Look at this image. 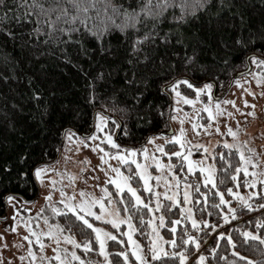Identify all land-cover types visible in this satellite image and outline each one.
Wrapping results in <instances>:
<instances>
[{"label":"trees","instance_id":"trees-1","mask_svg":"<svg viewBox=\"0 0 264 264\" xmlns=\"http://www.w3.org/2000/svg\"><path fill=\"white\" fill-rule=\"evenodd\" d=\"M116 3L135 7L138 0H115ZM220 0H214L211 9L212 13L218 11ZM243 5L242 14L245 17V24L248 27L258 26L264 22V0H236L230 3L224 0L222 16L230 18L232 12L237 11V5ZM231 10V11H230ZM178 12V9H176ZM171 12L165 14L159 25L161 32L172 28L176 29V22L171 21L168 17ZM236 23L239 24V17H236ZM209 16L207 13L198 14V18H191L187 23H181V29L184 35L189 38L188 41L199 39L200 45L195 48L194 60H188L187 57L193 56V47L185 48L183 43L164 44L161 41H155L145 46L146 52L139 55L147 54L149 61H140L139 64L129 65L128 59H136V54L131 47L133 33L129 30L127 33L118 28H113L104 35L105 46L111 45L116 51L115 56H107L97 51L92 56L91 61L86 57L77 54L75 45L68 46L67 54L73 63L61 59L58 52H49L36 56L34 50L22 48L19 40H12L6 34L0 32V77L7 76L8 79L0 78V165L11 162L18 166V157L25 152L28 153V162L30 164L49 163L53 161L59 152L63 141L62 131L73 130L77 133H87L92 128L94 111L102 110L111 119L106 128L114 130L116 142L121 146H138L145 142L143 140L147 135L162 132L168 127V112L170 111L171 99L168 96L170 89L161 91L162 87L176 79L187 78L190 82L198 83L200 81L214 82L215 90H222L232 75L246 67L245 56L247 53L240 49H229L227 52L217 55L216 41L223 37L233 35L231 29H225L223 33L215 31V21L213 27H208ZM20 29L14 28L13 31ZM142 34V32L140 33ZM84 42L90 49H97V41L91 36H85ZM257 54L264 53V47L256 45ZM40 52L44 53V48L40 47ZM226 55L229 63L225 66L221 60ZM161 57L164 58V64L159 63ZM76 64L82 65L89 76L97 72L104 71L106 80L97 81L95 88L96 99H89V81L84 74L79 71ZM155 65V70L153 66ZM138 69L139 73L144 72L147 77V86L143 83L139 86L129 87L125 83L126 70L132 67ZM111 73L109 76L108 73ZM131 72L128 71L127 77L130 78ZM31 81V82H30ZM201 82V83H202ZM181 90L186 93H192V88L184 83L180 84ZM33 90L40 91L42 94L39 98H33ZM135 90L144 93L143 102L136 110H133L132 93ZM155 105H160L165 116L158 115ZM152 108L149 115V108ZM140 117H148L140 119ZM120 123V125H119ZM126 125V127H125ZM66 132V131H65ZM65 134V133H64ZM220 153L225 154V161H221L219 155L215 158V173L217 185L221 191L225 192V198L230 197L226 192L227 187H234L235 181L231 180V173L235 166L240 163L238 153L235 149L223 148ZM230 153V155H229ZM231 159V167L228 172H224L227 159ZM179 157L171 156L172 161H177ZM181 160V159H180ZM179 160V162H180ZM176 164V169L180 172L179 167L184 166ZM15 171V169H13ZM194 174L199 177V171ZM193 175H190L192 179ZM240 188L244 189L243 174L237 175ZM225 180V184L219 181ZM132 181L138 186V190L143 196H150L140 187V179L137 175L132 176ZM111 187V185H110ZM112 189V187H111ZM7 191H18L20 197L25 200H33L37 197L39 188L37 182H30L27 186L16 185L15 188L9 186ZM114 192V190L112 189ZM200 192H207V205L203 202L200 204H190L195 208L197 219H210L213 222H219L223 218L220 209L213 207L219 203V197L214 195L215 189L204 186L201 183ZM193 196L196 195L192 189ZM264 195V194H261ZM167 204V198L162 199ZM133 199L129 192L123 190L119 196L115 197L116 208L120 213L127 214L131 217L133 226L136 228L134 235L145 249L150 243L148 219L150 213L143 209V206L132 208ZM253 207L249 210L247 207H238L234 218L227 222L220 223V226L211 231L203 228L196 232L191 228V221L179 217L180 205L177 204L171 213L163 208L166 217L185 219L183 224L177 225L175 237L171 233L168 220L165 221L167 226L161 227L160 232L165 241L173 238L177 240L176 252L181 250V231L187 228L189 232L197 235L201 240L200 248L194 249V246L184 245L189 251L186 253L188 259L185 264H196V257L203 253L206 257L205 264H247V261L241 257H248L257 264L264 261V243L261 240H255L251 237H243L244 230L258 235L264 240V199L261 196H255L251 199ZM6 203L0 200V216L4 215ZM128 211H124V207ZM205 209L201 217L200 209ZM224 211L225 205H222ZM211 212V215H207ZM144 219L141 221L140 217ZM59 225L63 226V231L71 233L78 244L85 239L92 242V249L85 252L82 247H76L77 252L83 256L90 255L92 258L98 257V245L95 240L94 232L87 228L82 221L75 218L71 212H62L56 216ZM93 222H98L91 218ZM261 221L260 224L257 221ZM224 232V237H219L218 233ZM119 240H107V250L109 259L117 260V252L124 250L129 254V264H136V260L128 249L127 241L123 233H118ZM231 235L235 242L234 246L228 243L227 236ZM166 249L171 245L165 244ZM216 248V253L212 254L211 249ZM239 252L240 256L234 253ZM223 257V259H222ZM150 259V257H149ZM120 264H123V258H119ZM173 264H179L178 259H173Z\"/></svg>","mask_w":264,"mask_h":264},{"label":"snow or ice","instance_id":"snow-or-ice-1","mask_svg":"<svg viewBox=\"0 0 264 264\" xmlns=\"http://www.w3.org/2000/svg\"><path fill=\"white\" fill-rule=\"evenodd\" d=\"M230 3H235L236 0H229ZM214 5V0H138V3L135 7L128 6L125 8L123 5L118 4L115 0H0V32L6 34L12 40H19V44L22 48L34 50L36 56L47 54L49 52H58L61 55V59L73 63L69 59L67 54L68 46L75 45L77 47V54L79 56L86 57L91 61L92 56L96 55L97 51L101 54L107 56H115L117 53L109 44L105 46L104 44V35L106 32L110 31L113 28H118L121 31L127 33L129 30L133 33V38L131 40V47L133 52L136 54V59H128L127 63L129 65L139 64L140 61L148 62L149 56L139 55L141 52H146L145 46L147 44L153 43L155 41H161L164 44H169L172 42L183 43L184 47H189L191 43L193 47V56L187 57L188 60H194L195 57V48L198 47L201 43L199 39L195 41H188L187 38L181 29V23H187L191 18H198V14L207 13L209 16L208 27L212 29L213 20L215 21V31L223 33L225 29H231L233 35L230 37H221L216 41L217 55L219 58L220 53L227 52L229 49H240L242 52L247 53L245 59L252 65L256 66V71L250 72L249 75H253L256 78V84H264V53L257 54L258 50L256 45L260 44L264 47V22H261L258 26L248 27L245 24V17L242 14L243 5H237V11L232 12L231 17H223L222 10L224 7V0H220V4L217 6L218 11L212 13L211 9ZM178 9V12L176 11ZM231 11V10H230ZM171 12L168 17L171 21L176 22V29L173 30L169 28L166 31L161 32L159 30V25L163 19H165V14ZM236 17H239V24L236 23ZM14 28L20 29L19 31H13ZM142 32V34H140ZM91 36L97 41V49H90L84 42L85 36ZM40 47L44 48V53L40 52ZM164 58L161 57L159 63L164 64ZM221 62L227 66L229 63L228 57L224 55ZM79 71L84 74V77L89 81L87 87L89 89V99L95 100V88L97 87V81H105L106 74L104 71L97 72L93 76H89L85 72L82 65L76 64ZM155 70V65L153 66ZM128 71L131 72L130 78L127 77ZM138 69L134 66L129 70H126V79L125 83L132 87L133 85L139 86L144 84L147 86V77L144 72L139 73L138 78ZM110 76L111 73L109 72ZM4 80H7V76H2ZM31 82V81H30ZM237 85L241 82L239 79L235 81ZM181 83L188 84L190 87V81L187 78H179L174 81H171L164 85L161 91L170 89L171 93H175V96L178 98V103L182 100L184 104L192 105L194 108L198 101L202 103L203 111L207 113L209 121L216 120L217 116L225 115V110L221 108L220 101H214L215 108L212 104L204 103L201 101V93L207 90L208 100L212 101V88L213 84L211 81L205 82L203 87L195 88L196 96L190 98L187 95H184L179 91L178 85ZM170 93V94H171ZM40 91L33 90V98H39L41 96ZM255 95V93H252ZM144 93L139 90H135L132 93L133 104L131 105L133 110H136L139 105L143 102ZM229 103V101H225ZM230 103L235 104L234 100ZM245 106L247 107L249 101H244ZM238 107V106H237ZM254 107V105H253ZM155 109L159 116H165V111L160 105H155ZM179 109L173 107L168 112V119L177 120L180 119L175 113ZM152 108H149V115L151 114ZM242 112L244 110H241ZM250 115H255V113H249ZM185 113V117H187ZM228 115H232L228 113ZM140 119H147L148 117H140ZM199 118V113L196 116H192L193 121L192 128L194 130L198 128H207L208 125H198L195 121ZM111 117L102 114L101 111L96 112V120L94 121V131H91L86 137L81 139L78 134L69 130L65 134V139L70 141L75 140L79 144H83L86 147L91 148L94 151H97L100 156L101 163H107L105 160L106 156H111L116 158L119 164L127 163L131 161L136 165V171L139 175V178L143 180V188L145 190H150L149 180L151 179V173L148 171L150 167L147 163H142L141 161L134 159L138 152L142 151L145 157H149L146 146H142L141 150H138L134 147H128L125 151H120L121 145L116 143L112 135L105 131V126L108 124ZM245 119L247 117L245 116ZM183 124V119L180 120ZM215 127L217 133L221 132L219 124L212 125ZM126 127V125H125ZM227 132L234 138L237 136V131H235L231 125H227ZM102 133V135H98ZM163 135V133H160ZM107 141L108 145H112L115 151L108 153L101 143L97 141ZM155 137H150L149 142H153ZM92 141V143H89ZM171 141L179 143V150L175 152H166L164 144L155 145V150L163 153L166 156H175L181 158L180 164L187 162V171L189 173L194 172L197 168L200 173H206L203 181H197L195 184H189L187 181L184 183V192H183V206L179 208V217L185 218L191 221V228L196 232L201 230V225L205 229L215 231L216 228L220 226V223L227 222L228 219L234 218L237 212V209L232 207L231 201L225 199V192L221 191L217 185V179L215 173L217 169L214 167V157L219 155L221 161H225L224 153H213V163L205 166L199 161H195L190 158L189 154L192 151V145L185 138V129L181 127L179 129V134H174L171 136ZM169 141L166 139L165 143ZM226 149H237L239 155V161L235 166V170L232 171L230 179L235 181L237 175L243 171L245 177H249L251 172V182L245 180L244 186L250 188H256L257 184L264 185V172L261 173V176H257L256 172V161L252 158L254 150L249 148L247 152L249 155L245 154V150L241 149L239 144L229 143L227 140L222 142ZM247 143V141H245ZM196 147H202L206 153L204 160L209 159V149L206 146H203L199 143L195 145ZM80 148L77 147L76 151H79ZM230 155V153H229ZM153 163L156 164L157 168L166 167L174 177H176V188L171 191H168V186L166 185L165 191L161 194L155 192L156 203L153 206L151 202H146L137 194L135 188L131 186L129 181L132 179L131 175H125L121 168L117 165L108 164V169L115 173L112 177L111 183L115 185L118 191H123L125 188L132 194L134 197V203L131 205L132 208H137L138 206H143V209L149 213H159L158 220L159 226L153 223L152 219L148 220V224L152 225L154 236L150 238V243L145 249L144 245H141L139 241H136L132 237V232L136 231V228L131 223V217L129 216L126 219H122L119 216L120 209L116 208L115 211L109 209L106 205L111 204L112 199L104 201L101 198H97L91 192L85 193L83 189H79L80 198L77 199L74 195H69L63 190V186L60 189V196L63 198L59 203H56L52 200L53 191L57 187V181L54 176H48L47 173L52 172L54 174L59 172V169L50 167L48 163L41 164H30L28 162V153L25 152L23 155L18 157V166L13 165L11 162L4 163L0 165V200H2L7 205L13 207V219H17V213H19V208L16 207L17 204L23 206L20 194L18 191H7L9 186L15 188L16 185L27 186L30 182H40L41 184L44 181H49L47 185L49 190L44 193V200L47 202L45 206H42L39 211L35 214L37 217H40V214L46 210L50 211L51 215H58L62 212H71L75 215V218L79 221H82L87 228L91 229L95 233V240L99 243V251L106 257L104 264H120L119 258H123V264H129V254L127 251L121 250L117 252V260L113 261L107 259L109 253L106 251V240H119V237L114 235L112 232L106 231L104 228L94 225L87 217H95L96 220H110L111 224L118 228L121 224L127 223L130 231L126 232L125 235L128 237V242L132 245L131 255L135 257L136 261L139 264H173V259H178L179 264H185V261L188 259L186 254L189 249H186L184 245L194 246V249H199L201 246L200 238L189 232L187 228L182 229L181 231L184 235L181 236V250L176 252L174 248L177 246V240L173 238L170 241H164V238L159 233V227L167 226L165 221L168 220V223L171 228V233L175 237L177 231V225L183 224L185 219L181 218H171L166 217L164 211H161L163 208L168 213L172 212V209L180 204L181 201L178 199L179 195V183L180 179L176 176V173L172 172L174 165L169 162L167 165H163L159 162V157L155 156V152L149 157ZM251 165V169L249 168ZM99 166V165H98ZM231 167V159H227L224 172L227 173L228 169ZM15 169V171H13ZM181 167V171H183ZM108 173L106 172V175ZM63 178V177H61ZM70 179H75L70 176ZM157 180H160L161 177L157 176ZM171 182L169 181L168 184ZM201 183L204 186L209 184L213 189H215L214 195L219 197V203L214 204L213 207L220 209L223 214V218L219 222H213L210 219H197L195 216L194 206H189L190 204H200L203 202L204 205H207V192L201 193L200 186ZM220 184H225V180L221 179ZM97 187H102L97 185ZM192 189L195 190L196 195L193 196ZM105 195L111 196V193H108L107 188H103ZM226 192L230 193L233 198L238 199L241 202V207H247L249 210L252 209L253 205L250 203L251 197L261 196V199H264V195H261L258 191H252L250 196H244L240 193L234 192L232 187L226 186ZM163 195L167 198V204L160 199V196ZM99 204V211H94V205ZM222 205H228V211H224ZM258 207H264V205H258ZM128 207H124V211H128ZM31 212V209H28ZM205 209L201 207V217L204 215ZM86 213V215L82 214ZM207 215H211V212H208ZM41 219L45 223H48V216H43ZM143 221L144 217H140ZM33 218L29 216L27 222L21 220L23 226L32 234V237L35 238L36 243L40 245V250H43L44 242L41 241L40 235L45 237H52L56 235V232L53 229H56L60 232L63 231V226L49 225V230L41 232L39 235L32 228ZM258 224L261 221H257ZM11 231L16 230L15 224L10 228ZM2 235V234H0ZM226 234L224 232L218 233L219 237H224ZM243 237H251L255 240H261L264 243V240L254 233L244 230L242 232ZM25 240L29 241L31 245V238L29 236L23 237ZM63 239L72 243L75 246L82 247L85 252L92 249V242L85 239L82 243H77V241L71 236H64ZM228 243L234 246L235 242L232 240V236H227ZM160 241H164V244L171 245L170 248L166 249ZM59 243V237L55 241ZM120 243H124L123 240H119ZM67 252V249L64 250ZM55 261L58 264H65L67 256L62 258L60 254V249H55ZM211 253H216V248L211 249ZM27 256L31 257V264H36V254L29 246L27 249ZM236 256H240L239 252L234 253ZM73 260L80 261V264H91V261H86L81 259L75 251L71 253ZM150 257V259H149ZM25 257L21 256L20 259L23 260ZM48 260V264H52V261L45 257ZM223 259V257H222ZM242 260L247 261V264H257L254 260H249L248 257H241ZM206 257L203 253H200L196 257V264H205ZM10 264V260H9ZM264 264V261H262Z\"/></svg>","mask_w":264,"mask_h":264},{"label":"rangeland","instance_id":"rangeland-1","mask_svg":"<svg viewBox=\"0 0 264 264\" xmlns=\"http://www.w3.org/2000/svg\"><path fill=\"white\" fill-rule=\"evenodd\" d=\"M250 65L251 68L247 72L241 73L236 77H234L231 84L226 90L225 87L227 86L230 80L227 82V84L224 86L222 90L216 91L214 89L213 92V88H212V97H213L212 101L208 100L207 90L201 93V101H203L204 103L212 104L213 108H215L214 101L219 100L221 108L225 110V115L223 116L218 115L216 120L209 121L207 113L203 111V106L200 101L197 102L195 108L192 105L184 104L182 100L178 103L177 102L178 98L175 96V93H171L170 90L169 91V94L171 93L170 110L173 107L178 108L179 110L175 113V115H177L180 119L177 120L169 119L168 127H166L165 130L150 135L147 141L142 145L121 146V148L119 149L120 151H125V149L128 147H134L137 148L138 150H141L142 146H146L147 151L149 153V157L153 152H155V156L159 157V162L161 164L167 165L169 162H171L174 165L172 172L176 173V176H178L180 179L179 195H178V199L181 201V203L179 204L180 207L183 206L184 183L186 181L189 184H195L197 181L202 182L206 173L199 172L200 176L197 177L194 174V172L199 171L198 168L194 172L189 173L187 171V162H183L184 166H181L183 167L184 170L181 171V167H179L180 172H178V170L176 169V164L179 162L181 158L178 159L177 161L176 160L172 161L171 156H166L163 153L156 151L155 145L164 144L166 152H175L179 150V143L172 142L171 136L174 134H179V129L181 127L185 129V138L192 145V151L188 153L191 159L195 161H199L205 166L212 164L213 163L212 154L220 153L221 150L225 148L222 142L227 140L229 143L239 144L241 149L245 150L246 155H249L247 149L249 148L253 149L254 154H252V158L256 161L257 176H261V173L264 172V84L257 85L255 82L256 78L253 75H249L250 72H254L257 70L255 65L252 64ZM237 79H239V81L241 82L239 85H237V83L235 82ZM205 82L208 81H204L202 83H197V84L194 82H190L191 85H193L191 86L193 90L192 93L190 94L181 90L180 85H178V88L179 91L184 95H187L190 98H194L196 96L195 88L203 87ZM186 85L189 86L188 84ZM252 93H255V95H253ZM233 100L235 104L230 103V101ZM245 100L249 101L247 107L244 104ZM225 101H229V103H225ZM241 110L244 111L242 112ZM98 111H101L102 114L107 115L102 110H98ZM185 113L188 114L187 117H185ZM197 113H199V118L195 121V123L198 125H208L207 128H198L196 130L192 128L193 121L191 117L196 116ZM228 113H231L232 115H228ZM249 113H255V115H250ZM245 116L247 117V119H245ZM181 119H183L184 121L183 124H181L180 122ZM95 120H96V113L94 116V121ZM94 121H93V131L95 130ZM217 123L219 124V127L221 129L220 133H217L215 131V127L212 126ZM227 125H231V127L235 131H237V136L235 138L230 134H228ZM106 126H105V131L109 132L112 135L113 139L115 140L114 130H109L108 128H106ZM69 130H66L65 134ZM75 133L78 134L81 139L86 137L83 136L81 133H77V132ZM160 133H163V135H160ZM65 134L57 157L53 161L48 163L50 167L59 169V172L56 174L52 172L47 173L48 176H54V178L57 181V187L55 189H52L53 191L52 200L56 203H59L60 200L63 199L60 196L61 186H63V190L66 193H68L69 195L76 196L77 199L80 198L78 190L83 189L86 194L91 192L94 196H96L97 198H101L104 201H107L108 199H112L113 202L111 204H107L106 206L109 209L115 211L116 209L115 197L119 196L121 191H118L115 185L111 183L112 177L115 175V173L108 169V164L119 166L121 168V171L125 175H131V177L133 175H137L139 177L136 171V165L131 161L118 165L117 159L112 158L110 155L105 157L107 163H101L99 158L100 154L97 151H94L91 148L84 146L83 144H79L75 140L70 141L68 139H65ZM98 135H102V133H98ZM150 137H155V140L153 142H149ZM166 139L169 141L168 143H165ZM245 141H247V143H245ZM89 143H92V141H89ZM97 143H101L108 153H112L113 151H115L112 145L107 144L106 140L97 141ZM197 143L208 147L209 159L207 160L202 159L205 157L206 153L204 152L202 147L195 146ZM77 147L80 148L79 151H76ZM235 150L238 153V150L237 149ZM149 157H145L142 151H140L134 157V159H137L142 163H147L150 165V167L148 168V171L151 173V179L149 180L150 190H145L143 188L144 182L139 178L140 187L143 188L146 194L150 193V196H143L141 192L138 190V186L132 181V179L129 181V183L133 188L136 189L137 194L140 195L143 200H145L146 202H151V204L154 206L156 203L154 193L159 192L162 194L165 191L166 185L168 186V191L171 193V191L176 188V177H174L166 167L157 168L156 164L153 163ZM215 158L216 155L214 157V160ZM214 167H215V163H214ZM249 168L251 169V165H249ZM106 172L108 173L107 175ZM241 172L243 174L242 170ZM190 175H193L192 179H190ZM70 176L74 177L75 179L74 180L70 179L69 178ZM157 176H160L161 179L157 180L156 179ZM242 179L244 182L245 180H249V182H251V172L249 173V177H245L243 174ZM169 181L171 182L170 184H168ZM49 183L50 182L47 180L44 181L43 184L37 182L39 191L37 197L33 200H25L22 197H20L23 206H21L20 204L16 205V207L19 208V213H17V219L15 220L13 219V207L6 204L4 216L2 217L0 216V234H2L0 235V264H9V260H10V264H31V257L27 256L26 254L29 246L36 254V264H48V260H46L45 257L49 258L52 261V264H58V262L55 261L56 248L60 249V254L62 258L64 256H67V260L65 261V264H80V261L72 259L71 256L72 251H75L77 255L81 257V259H85L86 261H91V264H104L106 257L103 254H101V252L99 251L98 242L97 245H98L99 255L97 258H92L90 257V255L83 256L77 252L76 249L77 246L63 239L64 236H71L75 239V237L71 233L66 231L60 232L56 229H53V231L56 232L55 236L45 237L43 235H40L41 241L44 242L43 250L41 251L40 245L36 243L35 238L32 237V234L23 226L21 220L27 222V218L31 216L33 218L32 228L39 235L41 232L49 230V225L59 224L56 218L57 215H51L49 210H46L45 212L41 213L40 217H37L35 215L39 211V209L42 206H45L47 203L44 200V193H46L49 190V188L47 187ZM235 183H236L235 186L232 187L233 191L240 193L241 195H244L246 197L250 196L252 191H258L261 194H264V185H261L259 183L257 184L256 188L245 187L244 189L240 188V183L238 182V178L236 179ZM97 185H100L102 187H97ZM110 185L114 190V192L112 191ZM103 188H107L108 193H111L110 197L108 195H105ZM124 190L128 192L126 188ZM129 194L131 195L133 202H135L132 194L130 192ZM163 198L166 197L161 195L160 199L162 200ZM252 198L253 197H251V199ZM227 200L231 201L232 207L236 209L241 206V202L238 199L233 198L231 194L230 197L227 198ZM225 206H226L225 211H228V205ZM99 207H100L99 204H96L94 205L93 210L99 211ZM28 209H31V212H29ZM82 214L87 216L86 213H82ZM43 216H48V223H45L44 220L41 219V217ZM119 216L122 219H126L129 217L126 213L122 214L120 212H119ZM158 216L159 213L157 212V213H150V217H149V219H152L153 223L157 226H159ZM87 218L94 225L104 228L106 231L112 232L117 237H119L118 233H123L125 235L126 232L130 231L127 223L121 224L118 228H116L111 224L110 220L108 219L98 220V222H93L91 218L96 220L95 217H87ZM13 224H15L16 226L15 231L10 230ZM149 226H150L149 238H152L154 236L152 225ZM160 228L161 227H159V233L161 235ZM24 236H29L31 238V245H29L28 240H25L23 238ZM57 237H59L58 244L55 242ZM132 237L134 240L138 241L136 236L134 235V231L132 232ZM125 238L127 241L128 249L131 252L132 245L128 242V237L126 235ZM164 241H160V243L163 244L165 247ZM65 249H67V252L64 251ZM106 251L108 252L107 247H106ZM21 256H24L25 258L21 260L20 259ZM107 259H109V257ZM136 264H139V262L136 261Z\"/></svg>","mask_w":264,"mask_h":264},{"label":"water","instance_id":"water-1","mask_svg":"<svg viewBox=\"0 0 264 264\" xmlns=\"http://www.w3.org/2000/svg\"><path fill=\"white\" fill-rule=\"evenodd\" d=\"M250 68H251V65H250V63L246 60V67H245L244 69H242V70L237 71L234 75H232V77L230 78V81L228 82L227 86L225 87V90L229 87V85L231 84V82H232V80L234 79V77H236L237 75H239V74H241V73L247 72ZM209 81H211V82L213 83V92H214V89H215L214 82H213L212 80H209ZM201 82H202V81H200V82H198V83H201ZM163 87H164V86H163ZM163 87H162V88H163ZM168 96H169V98L171 99V96H170L169 93H168ZM95 113H96V111H94V113H93V121H94ZM119 125H120V123H119ZM65 131H66V129H63V131H62V135H63V136H64ZM91 131H93V123H92V128H91V130H90L89 132H87V133H81V134H82L83 136H87ZM148 137H149V135H147V136L145 137V139L143 140V142H146L147 139H148ZM2 216H4V215H2ZM2 216H1V217H2Z\"/></svg>","mask_w":264,"mask_h":264}]
</instances>
